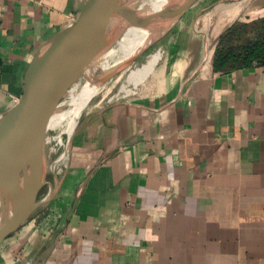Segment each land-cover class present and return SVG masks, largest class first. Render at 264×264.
I'll use <instances>...</instances> for the list:
<instances>
[{"label": "crops", "instance_id": "1", "mask_svg": "<svg viewBox=\"0 0 264 264\" xmlns=\"http://www.w3.org/2000/svg\"><path fill=\"white\" fill-rule=\"evenodd\" d=\"M75 2L0 0V115ZM261 18L264 0L186 9L137 95L81 118L60 185L0 264H264V63H214L228 28Z\"/></svg>", "mask_w": 264, "mask_h": 264}, {"label": "water", "instance_id": "2", "mask_svg": "<svg viewBox=\"0 0 264 264\" xmlns=\"http://www.w3.org/2000/svg\"><path fill=\"white\" fill-rule=\"evenodd\" d=\"M139 0H76V18L45 40L31 59L22 77L24 92L0 115V177L21 172L23 190L17 209L8 217L0 211V244L17 230L41 205L52 199L61 180L50 170L55 186L48 180L45 136L58 103L77 78L109 51L121 52L112 28L120 20L136 19L133 9ZM165 0L149 37L111 65L115 74L129 67L158 43L175 26L196 0ZM125 53V52H123ZM48 186V194L38 198Z\"/></svg>", "mask_w": 264, "mask_h": 264}, {"label": "bare ground", "instance_id": "3", "mask_svg": "<svg viewBox=\"0 0 264 264\" xmlns=\"http://www.w3.org/2000/svg\"><path fill=\"white\" fill-rule=\"evenodd\" d=\"M164 1L165 0H139L133 5V9L136 12H140L141 15L133 20H120L113 26L112 34L118 40L119 48L122 51H109L102 60H98L92 64L82 76L85 80L81 87L77 82L80 78L76 79L73 86L69 88L64 95V100H68L70 103H67L68 105L65 104L64 108L60 107V104L56 107L48 123V128H62L64 124H66V133L68 136H71L77 123L76 118L81 109L82 98L80 94L82 93L81 95L83 96V94L87 92V89L90 88L87 87V83L89 85L91 84V91L93 92L97 90V86L100 83L114 76L113 72L109 70V67L121 63L125 59V54L131 52L137 45L141 44L149 37L151 26L155 22L158 11ZM191 1L192 0H188L187 4ZM160 56L161 51L157 50L150 54L140 66L130 69L126 77L127 82L135 88L152 73ZM127 70L128 67L123 68L120 74H124ZM125 86L123 85L121 87L123 91L126 93L133 92L131 89H126ZM66 108H69V110L63 113ZM65 120L67 121L65 122ZM61 159H63V156L58 159V164ZM61 168L62 166H56V175L60 173ZM21 183V172L11 171L0 177V211H3L4 217H8L17 209L20 193L23 190L22 185H20Z\"/></svg>", "mask_w": 264, "mask_h": 264}, {"label": "rangeland", "instance_id": "4", "mask_svg": "<svg viewBox=\"0 0 264 264\" xmlns=\"http://www.w3.org/2000/svg\"><path fill=\"white\" fill-rule=\"evenodd\" d=\"M250 22H253V21H249L247 23L250 24ZM257 25L258 24L248 25L246 28H243L241 29V31L237 32L238 35L235 37L232 44L243 45L247 43L248 41L258 39V37H260L259 35L261 33V28ZM161 43H162V40H160L158 43L153 45L142 56L137 58L132 64L129 65L128 70L124 74L121 75L120 74L121 72L118 71L114 74V76L111 79H108L105 82L100 83L97 86V90L93 91L94 93L91 91V88H92L91 84L89 85L87 83V87H90V88L87 89V92H85L83 96L81 95L82 93L80 94L82 98L81 109H80L78 117L76 118L77 123L73 129L71 136H68V134L66 133V129H65L66 124H64L62 128L50 127L47 129L46 136H45V153H46V160H47V164L49 168L48 180L52 183L53 186H55V179L52 173L50 172V170H53L55 172L56 166L58 165L62 166L60 173L57 175V179H59L60 175H62L67 169L66 165H68V157L70 155V150H71V145H72V142H71L72 135L75 132L76 128L78 127L81 118L84 117L87 113H91L92 111H95L115 101L135 97L137 95L138 89L141 87V83H139L134 88L126 80L127 73L129 72L130 69L136 68L140 66L143 62H145V60L150 54H152L153 52H156L160 48ZM84 80L85 78L81 77L79 81H77L80 87L84 83ZM123 85L124 86L126 85L125 86L126 89H131L133 92L126 93L125 91H123V89L121 88ZM134 89H137V90H134ZM67 103L69 104L70 102L62 98L61 101L58 103V105L60 104V107L64 108L65 104L68 105ZM68 110L69 108H66L63 113L67 112ZM66 121L67 120H65V122ZM62 156H63V159H61V161L58 164V159ZM47 190H48V186L46 185L38 194V198L43 197Z\"/></svg>", "mask_w": 264, "mask_h": 264}, {"label": "trees", "instance_id": "5", "mask_svg": "<svg viewBox=\"0 0 264 264\" xmlns=\"http://www.w3.org/2000/svg\"><path fill=\"white\" fill-rule=\"evenodd\" d=\"M258 24L261 28L260 37L243 45L232 44L237 32L248 25ZM253 62L264 63V18L248 23H235L220 37L215 51V68L228 70L249 65Z\"/></svg>", "mask_w": 264, "mask_h": 264}, {"label": "flooded vegetation", "instance_id": "6", "mask_svg": "<svg viewBox=\"0 0 264 264\" xmlns=\"http://www.w3.org/2000/svg\"><path fill=\"white\" fill-rule=\"evenodd\" d=\"M40 193V192H39Z\"/></svg>", "mask_w": 264, "mask_h": 264}]
</instances>
